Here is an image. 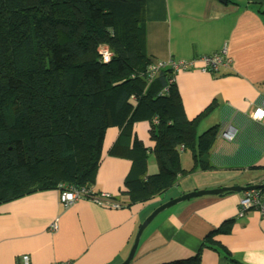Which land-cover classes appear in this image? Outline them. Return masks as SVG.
<instances>
[{"label": "crops", "instance_id": "1", "mask_svg": "<svg viewBox=\"0 0 264 264\" xmlns=\"http://www.w3.org/2000/svg\"><path fill=\"white\" fill-rule=\"evenodd\" d=\"M144 11L145 51L154 61L194 59L226 46L231 62L218 70L219 77L193 69L177 72L174 81L188 120L215 103L199 123L206 119L219 129L232 124L234 140L226 142L219 134L207 157L211 168L178 176L163 193L129 204L121 192L131 168L126 153L132 139L118 145L119 155L110 154L119 130L108 128L92 188L118 208L90 200L63 207L56 190L1 204L0 264H18L24 255L30 264H120L138 228L158 206L189 192L264 179V120L251 119L255 108L264 109V0H146ZM148 132L149 123L139 121L131 136L152 149ZM180 164L185 170L192 166L189 151L181 152ZM155 172L149 151L146 175ZM242 194L197 197L159 213L143 229L129 264H175L197 252L199 264H229L203 241L230 220L229 232L214 234L211 243L241 264H264V214L251 210L236 218ZM54 221L56 229L50 230Z\"/></svg>", "mask_w": 264, "mask_h": 264}, {"label": "trees", "instance_id": "2", "mask_svg": "<svg viewBox=\"0 0 264 264\" xmlns=\"http://www.w3.org/2000/svg\"><path fill=\"white\" fill-rule=\"evenodd\" d=\"M145 2L0 0V205L63 186L93 187L110 127L119 130L110 154L119 155L118 145L132 139L121 192L129 204L163 193L178 176L211 168L207 157L219 126L198 133V124L215 103L188 120L175 73L161 68L147 80V68L162 61L145 51ZM103 47L112 55L107 62ZM139 121L149 123L152 149L131 136ZM149 151L156 172L146 175ZM182 151L191 155L188 170L180 164ZM232 221L203 245L241 264L211 243ZM175 264H199V254Z\"/></svg>", "mask_w": 264, "mask_h": 264}, {"label": "built area", "instance_id": "3", "mask_svg": "<svg viewBox=\"0 0 264 264\" xmlns=\"http://www.w3.org/2000/svg\"><path fill=\"white\" fill-rule=\"evenodd\" d=\"M100 57L103 62H107L112 56L105 47L100 48ZM230 58L227 56V48L225 45L213 53L202 55L189 60H168L151 64L146 70L147 80H151L158 69L169 68L173 73L179 71H188L199 69L201 72L215 73L221 67H227L230 64ZM251 119L255 122H262L264 120V109L257 107L251 114ZM156 119L153 123L156 124ZM236 136V128L232 124L225 125L221 132L220 138L226 142H232ZM79 200H90L99 205L118 208V205L112 204L108 200V195L104 193H96L93 188L63 186L58 191V203L63 207H68ZM255 210L260 214H264V191L261 189L245 191L237 204L236 218L243 217L248 211ZM50 230L56 229V222H52ZM18 264H30L28 256L24 255L19 258ZM56 264H69L67 262H60Z\"/></svg>", "mask_w": 264, "mask_h": 264}, {"label": "water", "instance_id": "4", "mask_svg": "<svg viewBox=\"0 0 264 264\" xmlns=\"http://www.w3.org/2000/svg\"><path fill=\"white\" fill-rule=\"evenodd\" d=\"M220 3L224 4L226 0H218ZM264 187V179L254 185H246V186H230V187H221L217 189L212 190H200V191H194L189 192L186 194H182L181 196L171 199L170 201L158 206L155 210L151 212V214L142 222L140 227L138 228L133 243L131 245V248L129 250V253L126 257V259L121 262L120 264H129L130 261L133 258V255L135 253L136 247L138 245L139 237L143 231V229L153 220L154 217H156L159 213L163 212L164 210L178 204L181 202H185L187 200L202 197V196H216V195H223V194H232V193H240L250 190H257Z\"/></svg>", "mask_w": 264, "mask_h": 264}, {"label": "rangeland", "instance_id": "5", "mask_svg": "<svg viewBox=\"0 0 264 264\" xmlns=\"http://www.w3.org/2000/svg\"><path fill=\"white\" fill-rule=\"evenodd\" d=\"M106 48V47H105ZM107 49V48H106ZM210 122H212V120H210ZM214 123V122H212ZM212 124H208V121H206V119H204L203 121H201L198 124V132L202 133L204 130H206L207 128H209ZM220 126L219 124H215ZM222 128L219 129V131L217 132V136H219L220 132H221Z\"/></svg>", "mask_w": 264, "mask_h": 264}]
</instances>
